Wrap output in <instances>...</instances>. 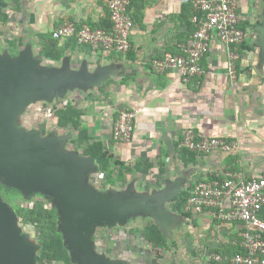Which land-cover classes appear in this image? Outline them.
<instances>
[{
    "label": "crops",
    "instance_id": "0c3cea01",
    "mask_svg": "<svg viewBox=\"0 0 264 264\" xmlns=\"http://www.w3.org/2000/svg\"><path fill=\"white\" fill-rule=\"evenodd\" d=\"M234 1L243 23L251 24L240 50L236 82L227 75V52L219 40L212 42L202 61L205 71L202 77L185 82L176 70L162 74L153 71L151 60L167 52L179 53L180 46L194 33L189 26L193 10H185L189 5L185 0H132L130 16L134 28L132 49L127 54L95 51L74 45L71 40H59L58 48L65 51L60 61H54L43 56L41 39L38 41L43 67L61 70L68 65L71 72L86 73L96 82L87 89H70L64 97L83 109V126L91 137L103 142L114 156L115 152H131L138 161L154 163L148 174H135L148 176L157 169L155 185L147 188L146 194L177 191L164 205L173 217V222L165 228L175 227L176 218H183L184 226L190 227V220H194L205 244L202 249L192 250L194 258L190 263L183 258L174 264H227L207 263L208 254L212 251L234 254L241 247L245 228L241 222H222L209 210L195 214L185 209L187 215L174 212L172 204L182 192L227 172H240L248 179L264 177V59L257 30L262 24L264 0ZM23 3L22 11L19 9L9 17L14 38L22 32L51 37L54 29L67 22L93 26L109 17L107 0H24ZM132 109L140 110L134 139L130 144L118 143L113 139L114 124L122 111ZM50 121L57 123V118L53 115ZM188 128H193L199 137L227 138L235 143L236 149L229 154L188 152L181 147ZM133 182L141 193L138 179L134 178ZM261 217L264 219V211ZM150 224L158 226L169 242L171 234L169 237L155 218ZM144 230L139 235L144 247L141 252L148 253L145 256L158 264H170L173 256L169 252L170 242L167 248L155 249L146 241Z\"/></svg>",
    "mask_w": 264,
    "mask_h": 264
},
{
    "label": "water",
    "instance_id": "95a60500",
    "mask_svg": "<svg viewBox=\"0 0 264 264\" xmlns=\"http://www.w3.org/2000/svg\"><path fill=\"white\" fill-rule=\"evenodd\" d=\"M257 30L264 59V15ZM95 83L86 73L71 72L68 65L61 70L43 67L28 47L15 58L0 56V176L26 196L39 192L54 199L63 217L60 229L77 259L84 264H121L95 256L90 240L94 226L124 224L130 217L148 215L164 229L173 222L164 205L177 191L138 193L132 182L122 191L96 193L87 182L99 167L92 158L64 150L70 135L40 140L39 133L23 132L18 123L32 104L51 103L70 89ZM36 250L20 235L15 214L0 204V264H34Z\"/></svg>",
    "mask_w": 264,
    "mask_h": 264
},
{
    "label": "built area",
    "instance_id": "2783aa9c",
    "mask_svg": "<svg viewBox=\"0 0 264 264\" xmlns=\"http://www.w3.org/2000/svg\"><path fill=\"white\" fill-rule=\"evenodd\" d=\"M193 7L191 23L194 33L180 46L179 53H164L150 61L157 74L169 70L178 71L185 82L202 77L205 73L202 61L210 45L219 40L227 52V75L236 82L241 60L240 47L247 38V31L241 27L243 19L234 0H185ZM132 0H107L112 28H93L67 22L54 29V40L76 39L78 44L95 51L127 54L132 49L131 34L134 21L130 16ZM140 110H124L113 128V139L130 144L134 139L136 121ZM181 147L189 151L208 155L215 151L232 153L236 145L224 137H199L193 128L183 134ZM211 211L214 218L226 222H241V248L244 253L229 257L213 254L216 262L227 264H264V177L246 178L240 172H227L215 180L197 183L191 190L186 206L189 213L200 214Z\"/></svg>",
    "mask_w": 264,
    "mask_h": 264
},
{
    "label": "rangeland",
    "instance_id": "374dc122",
    "mask_svg": "<svg viewBox=\"0 0 264 264\" xmlns=\"http://www.w3.org/2000/svg\"><path fill=\"white\" fill-rule=\"evenodd\" d=\"M24 0H0V12H4L10 17L14 14L15 11L21 10V6H24ZM18 15V14H17ZM11 21L10 19L6 24H0V56H11L18 57L22 51L27 47L31 49L33 59L39 61L40 64L43 61L41 56V50L38 44L40 37L36 34L28 33H19L13 35L11 33ZM15 41L16 44L13 45L12 42ZM41 41V40H40ZM64 41V40H63ZM88 98H86L87 100ZM71 98H55L51 103L37 102L31 105L19 118V125L22 127L23 132L34 131L40 134V140L46 139L52 134H56V137H64L70 135V139L66 142L64 150L75 152L78 156H83L81 151H77L72 145V139L76 135L72 129H59L57 127L56 121L52 123L50 120L54 115L55 107H62L66 102L70 101ZM89 131V130H88ZM91 136V135H90ZM93 138V137H92ZM110 152V151H109ZM120 160L124 158V161L127 166L134 167L138 162L136 156H132L131 152H115ZM122 161V160H121ZM98 166V164L96 163ZM99 167V166H98ZM156 172L157 169H153L148 176L142 175H127L124 184H121L117 187L106 186L105 175L101 174L99 171L89 177L87 182L88 187L94 190L96 193H106L109 190L122 191L127 188L132 182L133 179H138L137 187L141 193H145L147 188L151 189L155 185L156 181ZM158 183V182H157ZM18 190V189H17ZM20 191V190H19ZM21 195H8L0 193V204L5 211H11L15 214V222L20 229V235L28 238L29 242L37 247L36 256L38 257L41 252V245L38 241L39 229L32 225H26L22 222L19 216L16 213V209L19 206H32L37 201L45 202L48 208H59L56 205V202L51 196H46L39 192H33L31 195L26 196L24 192L20 191ZM170 209V208H169ZM178 217V216H177ZM187 218V217H185ZM175 227H167L164 229L170 237L173 236V239L170 237L169 252L173 256H170L171 263H176V260H187L188 263L193 259L192 250L202 249V245L205 244V241L201 239V231L194 226V220L190 226H184L183 218H176ZM180 219V221H178ZM59 228L63 217L59 218ZM153 222V218L148 215H138L136 217H130L124 224H116L114 226L109 225H95L93 231L90 235V240L92 244V249L95 256L99 260H110L111 262H121V264H158L157 260L145 255L141 252L144 249L140 233L146 228L148 224ZM200 224V223H199ZM196 236V237H195ZM64 243L70 253L72 261L74 264H84L81 260L75 257V250L70 247L69 239L66 234H63ZM176 240V241H175ZM174 241V242H173ZM197 255H200V252L196 251ZM213 251L208 254V261H214L212 259ZM144 255V256H143ZM199 258L203 259V256ZM34 264H38L36 260ZM45 264H63L60 262L46 261Z\"/></svg>",
    "mask_w": 264,
    "mask_h": 264
},
{
    "label": "trees",
    "instance_id": "16d2710c",
    "mask_svg": "<svg viewBox=\"0 0 264 264\" xmlns=\"http://www.w3.org/2000/svg\"><path fill=\"white\" fill-rule=\"evenodd\" d=\"M189 8H192L193 10V7L190 4L185 7V10L188 11ZM108 16L109 17L102 20L100 24L91 27L110 30L112 28V23L110 21V15ZM9 19L10 18L6 13L2 11L0 12V24H6ZM250 25L249 22L242 23L241 27L247 30ZM189 26H191L193 31L194 27L191 21ZM40 39L44 50V57L50 58L54 61H60L63 58L65 50H60L58 48L59 40H54L52 36L50 37L46 35H41ZM70 40L74 45L78 44L76 39ZM12 44L15 45L16 42L13 41ZM243 44L240 49L243 47ZM53 112L54 116L57 118L56 124L59 129L69 128L75 132L76 135L71 142L74 148L77 151H81L83 156L92 158L98 164L99 172L105 175L106 186L117 187L124 184L127 175H135L137 173L148 174L153 168L154 163L152 161L138 162L134 167H129L125 162L117 159L112 153L106 150L103 142L94 140L90 136L88 129L83 126L82 118L84 116V111L81 108L75 107L73 102L69 101L61 108L55 107ZM187 151L198 154L189 150ZM215 179H217L216 176L209 178L208 180L212 181ZM193 187L194 186L182 192L176 198L172 204L174 212L187 215L185 209ZM0 193L11 196L22 194L19 190L8 187L1 176ZM16 213L24 224L32 225L39 229L38 241L41 245V252L37 257L38 264H45L46 261L74 264L64 243L63 232L59 228L60 214L56 207L48 208L45 202L37 201L32 206L17 207ZM144 235L146 241L152 245L153 248L164 249L168 247V240L158 226L154 224L148 225L144 230ZM241 253H244V250L240 247V249L235 251L234 254L230 253L225 255L232 257Z\"/></svg>",
    "mask_w": 264,
    "mask_h": 264
}]
</instances>
